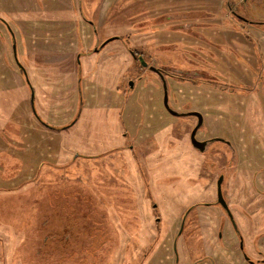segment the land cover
<instances>
[{
	"label": "rangeland",
	"instance_id": "obj_1",
	"mask_svg": "<svg viewBox=\"0 0 264 264\" xmlns=\"http://www.w3.org/2000/svg\"><path fill=\"white\" fill-rule=\"evenodd\" d=\"M25 1L29 8L23 7L22 0H0V135L6 140V150L0 149V264H146L145 258L152 251L153 263H161L164 243L156 251L155 234L153 249L145 254L150 232L143 212L148 208L150 189L157 185L163 188L162 215L172 223L175 214L180 210V217L191 202L212 198L210 182L214 183L217 167L222 164L221 171L226 174L224 194L236 196L233 188L239 181L235 176L229 178L232 173L242 174L243 183L249 187V211L244 213L248 216L246 248L249 253L253 248L260 249L264 256V186L260 182L264 175V0ZM66 2L72 9L65 6ZM6 21L14 29L16 53L13 31ZM49 47L52 52L47 56ZM73 47L80 76V67L83 70L84 101L81 97L77 103L73 95L69 97L68 114L59 113L68 94L64 95L66 89L61 88L58 69L48 74L50 64L39 60L50 62L57 54V61H62ZM135 53L143 62L164 65L180 77H191V71L204 69L196 74L200 76L197 84L170 79L169 104L179 111L197 110L198 103L209 110L206 105L211 101L215 116L212 121V116L207 118L208 126L201 128L198 136L206 132V136L230 141L237 153L236 166L231 167V149L220 139L199 155L188 146L196 118H176L168 112L163 84L135 62ZM209 53L215 60L211 64L201 60ZM20 62L28 67L34 82V104L43 119L41 131L49 122L51 126L62 125L60 133L52 134L50 129L41 132V150L51 152L52 146L58 149L55 157L40 158L31 169L23 168L20 157L25 159L28 153L31 157V152L26 151L21 136L16 138L31 127L27 118H33L30 89L19 85L16 76V64ZM34 64L39 67L35 73ZM205 73L215 74L220 82L232 77L236 83L229 82L231 87L226 91L201 87L199 81L207 76ZM50 82L52 86L57 84L48 89L55 100L45 106L39 87L47 88ZM117 99L125 103L123 116L132 120L126 125L130 136L142 147V155L146 154L140 166L152 162L153 156L158 158L143 168L137 165L133 178L131 167L130 182L124 156L108 152L113 139L108 129H117V118L122 115V109L113 110ZM40 106L47 107L46 113ZM139 119L142 126L137 124ZM168 124L170 129L181 131L186 146L179 148L174 132L167 137V128L161 130ZM123 130L121 126L119 132ZM163 144L168 146V158L161 165L157 164L161 160L158 149ZM103 150L105 155L101 154ZM193 154L198 162L193 163ZM110 202L120 219H126L125 224L135 220L142 227H119V220L109 210ZM232 202L236 206L237 201ZM101 212L106 216L100 219ZM198 212H214L217 221L223 217L214 205H199L191 211ZM83 214L87 216L82 218ZM71 226L74 236L64 244L63 232ZM216 228L197 231L186 225L180 243H190L194 257L200 259L205 256L203 242L216 240ZM171 231L165 235L169 243L176 234V230ZM56 234H60L57 240L53 237ZM234 234L225 228L222 240L233 243ZM218 253L219 264H233L238 257L225 244L220 245Z\"/></svg>",
	"mask_w": 264,
	"mask_h": 264
},
{
	"label": "flooded vegetation",
	"instance_id": "obj_2",
	"mask_svg": "<svg viewBox=\"0 0 264 264\" xmlns=\"http://www.w3.org/2000/svg\"><path fill=\"white\" fill-rule=\"evenodd\" d=\"M67 3V2H66ZM232 2H230L231 4ZM67 8H69L67 6ZM233 8V7H231ZM71 9V8H70ZM234 8L232 10V12H234ZM242 20H244L243 17H240ZM0 19H2L0 17ZM3 20V19H2ZM8 24V27L12 28V31L14 33V29L13 27L10 25L9 21H6ZM251 24H256L259 25L258 22H254V21H249ZM15 35V34H14ZM231 40V39H230ZM90 53V51L88 52ZM84 55V54H83ZM86 55V54H85ZM82 56V55H81ZM79 57V56H78ZM133 57V56H132ZM133 59L135 60V62L138 64H141V66H143L145 68V71H151L152 73H154L158 79L160 80V82L163 84L164 86V82H166V84H169L170 79L172 80H182L185 79L187 81H189L190 83L193 82V84H197V77H200L196 74H199L202 70H194L191 72H194V76L191 77H186V76H182L180 77V75H176L172 70L167 69V67H165L164 65H155L152 62H143L142 58L139 57V55H137V53H135V56L133 57ZM204 62H209L211 64V62L215 61L213 58L212 53L204 54L203 58L201 59ZM20 61V60H19ZM18 61V62H19ZM80 61V59H79ZM142 62V63H141ZM21 63V62H20ZM17 63L16 64V68L18 69L20 75L22 76V78L24 79L23 83L26 85V87H28L30 89V98L32 97V91H34L35 94V87H34V82H32V80L30 79L29 76V69L28 67H26L23 63ZM76 63H77V59H76ZM79 63H78V69H79ZM33 70H36L37 65H33ZM26 71V72H25ZM79 72V71H78ZM207 76H201V81H199L202 86L201 87H209L214 89V88H219L222 91H226L229 90V82L234 84L236 83L235 80L232 77H226L227 82H223V81H218L215 80V78H217V76L214 74L213 76L211 75V73H205ZM140 78H143L142 76ZM179 78V79H177ZM81 80L82 77L80 78ZM223 80V79H220ZM233 80V81H231ZM239 80V79H238ZM131 85L133 86L134 84L131 82ZM36 97V96H35ZM165 102V99H164ZM202 101H200L201 103ZM115 104L117 105L116 107H113V110H120L122 109V115L121 113L119 114V118H117V129H113V130H109L108 129V134L111 135L113 137V139L111 140V150H109L108 152H118L119 154H122L124 156V160L123 162L129 165V172L130 174L128 175L129 178V182L131 179V167H132V178H133V169L136 168L137 165H139L140 168H143L144 166L147 165H151L152 162H154V158L158 159L157 156H153L152 157V162H148L146 161L145 165H142V160L145 158V155H142L141 152V146L140 144H137L136 139L132 136H130L127 127L129 123H132L131 119H126L123 115V111H124V104H120V100L117 99L115 101ZM128 104V103H127ZM126 104V107H127ZM166 104V108L168 110V112L176 117V118H181V117H186V116H193L194 118H196V125L192 128V130H194L197 127V131H196V139L200 142L203 143V148L201 149L198 146H195V144L192 141V134L190 136V139L188 138L191 148L194 150H197L195 153H198L200 151H206L209 146L212 144V142L216 139H220L216 138V135H212L209 134L208 136H206V132L204 133V135L202 136H198V132L201 130V128L208 126L207 124V118H211V121L213 119L214 113L213 111H211V101H208L207 105L209 107V110H207L205 107H201L199 105V103L197 104V110L196 109H189L188 111H179L177 109H172V107L169 104V101ZM205 104V103H204ZM203 108V109H202ZM36 109V108H35ZM37 110V109H36ZM32 111L34 113L33 107H32ZM38 113V111H37ZM39 114V113H38ZM35 114V117L37 118V120L39 121V123L42 124V117L40 116V114ZM122 116L124 118V123H123V119ZM121 117V119H120ZM140 123L142 126V121L139 119L137 124ZM70 124V123H69ZM136 124V125H137ZM211 124V122H210ZM44 125V124H43ZM47 125V124H45ZM127 125V127H126ZM122 126V128L124 129L122 132H119V128ZM167 130L165 132H168L166 134L167 137L171 136V133L174 132V136L178 138V144H179V148H183L185 144V141H181V131H179V129H174L171 128L169 124L162 128L161 130L166 129ZM207 129V128H206ZM205 129V130H206ZM191 130V133H192ZM129 135V136H128ZM220 141L224 142L225 144L228 145V147L231 149V155L230 158H232V166L234 165L236 166L237 164L234 163V160H237V153L235 151V146L229 141L227 142L225 138L220 139ZM102 143H104V140H101ZM234 149V150H233ZM159 152V157H160V162H158L157 164H161L162 165V161H164L165 158H168V146H165L164 144L161 146L160 149H158ZM193 152V151H192ZM102 155H105L106 152H104V150L101 153ZM148 158V157H147ZM192 161L193 163H195L196 161L198 162V158L195 154H193L192 156ZM262 159L264 160V153L262 154ZM120 160V159H119ZM137 162L139 164H137ZM237 162V161H236ZM228 160L225 161L224 164H227ZM264 163V161H263ZM56 164V163H55ZM118 164V173H120L121 171V165L120 162L117 161ZM60 165V166H59ZM59 165H55V166H59L61 167L62 162H59ZM223 165V164H222ZM222 165H220V167H217V171L215 173H218L217 176H215L214 179V183H212V181L210 182V187H211V191L213 192V196L210 200H204V201H199L198 204H196V201H193L189 204V206L181 213L180 217L178 215V211L174 218L172 219V223H168L163 217L162 215V208L161 205H163V188H160V186H155L153 188L150 189V192L148 194V201L149 204L147 205L148 208H146V210H142L141 213L143 212L144 217H146L148 219V225H146L148 232H150V235L148 237V240L145 243V254L147 255L149 251H151L153 249V234H155V237L158 236L157 238V246H156V251L157 249H159L158 247L160 245H163V247L161 248V255H160V260L161 263H153V251L151 252L150 256L148 258H145L146 264H149L150 262H152V264H219L218 260H216L217 258V253H218V248L220 247L221 244H225L227 247H229L231 253L236 252V254L238 255V257L234 260L233 264H264V256H263V252L260 249H255L253 248L252 252L249 253L247 251L246 248V238L248 237V231L246 228V220L248 219V216H246L244 213H246V211L248 210V197H249V187L247 185H245L244 179L242 177V174H237V173H232L230 174L229 178L231 179V176H235L239 183H235L234 184V190L236 193L235 197H230L229 194H224L223 190H222V183L226 180V174L225 171H221ZM260 182H263V186H264V175L261 176L260 178ZM219 187L221 190V195H222V200H220V194H219ZM238 187V188H237ZM129 189L132 190L131 185L128 186ZM156 190V195L153 194V190ZM237 201L236 206H234L232 201ZM126 201V200H124ZM111 208L109 209L113 215L115 216V218H117V220H119V227L121 228H128L130 230H135V229H140L142 227L141 224H139L138 222H136L135 220H132L131 223H126L125 224V220H121L119 217V211H117L115 209V207L113 206V203L110 202ZM199 205H205V206H210L212 207V205L215 206V208H218L221 210V212L223 213V217L217 221L214 212H198V213H191V211L199 206ZM249 211V210H248ZM159 214H161V216H159ZM86 214L82 215V218L86 217ZM106 216L105 212H101L99 215V218H104ZM179 220L177 222V226L175 228L172 229V224L178 219ZM151 218H153L151 220ZM104 221V220H103ZM124 224H123V223ZM263 222V217L261 218V223ZM102 226H104V222H102L101 224ZM189 225L192 227V229L197 230V231H203L205 229H208L210 227H217L216 228V240L215 241H204L203 242V251L205 256L201 257L200 259H197V257H194L193 251H192V246L190 243H183L181 244L180 242V237L183 234V231L185 229V226ZM83 227H88L83 226ZM253 227L252 224H250V228ZM227 228L231 231H233L234 237H235V242L233 243H228V242H224L222 240V235H223V230ZM253 229V228H251ZM171 231V233L176 230V234L175 236L172 238L171 243L168 242V239L165 238V235L167 234V231ZM220 230V231H219ZM219 231V232H218ZM64 244L69 243L70 239L73 238L74 236V227H67L64 232ZM55 240L60 238V234H56L53 236ZM67 240V241H66ZM135 243V242H133ZM207 248V251H205V249ZM219 254V253H218ZM145 255V256H146ZM208 258V259H207ZM151 260V261H150ZM149 262V263H148ZM221 264V262H220Z\"/></svg>",
	"mask_w": 264,
	"mask_h": 264
},
{
	"label": "crops",
	"instance_id": "obj_3",
	"mask_svg": "<svg viewBox=\"0 0 264 264\" xmlns=\"http://www.w3.org/2000/svg\"><path fill=\"white\" fill-rule=\"evenodd\" d=\"M212 1H215V0H212ZM218 1H221V2L223 1V3L227 2V0H218ZM228 2L230 3L231 1H228ZM22 3L24 4L23 7L29 8V6L26 5V4H28L27 1L22 0ZM65 6H68L71 9L73 7L68 2L66 3ZM15 39H16V37H15ZM16 44H17V40H16ZM48 44H49V46L52 45V43H48ZM55 44H61V43L57 42ZM98 47H99V42H98ZM46 49H50V52L48 54H46L48 56L52 52V49L50 47L46 48ZM75 54H74V47H73L72 49L69 48V52L64 55V60H62V61H60V60L57 61L58 60L57 59L58 58L57 54L52 55V57L55 58V59L51 60L50 62L45 61L43 57H42L43 60H39V61H42L43 64L44 63H49L50 64L51 67L48 68V72H47L48 74H50L52 72H56V70L58 69L57 72H58L59 77L61 78V84L63 83L61 88H65L66 89L64 91V95L68 94V96H66V97H64L62 99V105L58 108V112L59 113H67L68 114V112H67L68 111V107L67 106H68V104H70L69 103V101H70L69 97L72 98V96L74 95L75 98L77 99V103L79 101H81V97H83V88H82L83 80L80 79V77H82V79H84L83 70H82V67H80L81 68V76H80V72H78L79 69L77 67L78 65L76 63L77 54L76 55ZM81 55H83V54L81 53ZM40 59H41V56H40ZM81 65H82V60H81ZM35 72H37V71L34 70L33 73H35ZM16 76H17V78L19 80L18 81L19 85L22 84V87H24L25 84L21 83V81H20V78L22 79V76L20 75L19 71L17 72ZM65 85H67V87H65ZM55 86H57V84L54 83V85L52 86L51 82H50V83H48L47 88L42 87V86L39 87L41 89V96L40 97L44 101L45 106H47L48 103H52V100H55V98L52 96V94H50V92H48L49 88H52V87H55ZM35 96H36V91H35ZM35 100H36V97L34 98V101ZM83 101H84V97H83ZM74 102H75V100H74ZM83 103L84 102H82V104ZM30 106H31L30 108L32 110L31 100H30ZM45 106L44 107L40 106V108L46 113L47 107H45ZM51 112H52L51 108H49L48 114H50ZM32 116H33V118H30V119H29V117L27 118L28 121H29V124L31 125V127L28 128L27 130H23L22 134L21 135L19 134L16 137L17 140H19V137L21 136L20 138H23V140H24V145L26 147V151L31 152V157H30V153L27 154V157H25V159L22 156H20L21 159H23V161H24L23 168H30V169L35 167V163L37 161H39L40 158H44L45 159L46 156H49V158H50V156L51 155L53 156V154H54V157H55L56 151L58 149L57 147H53L52 146L51 152H50V150L49 151L41 150V148H40L41 137L44 135L41 132H43V131L47 132V129H50V130H52V134H54V133H58V132L60 133V129H62V125L57 126L56 124H53L54 126H51V124L49 122L48 125H45V124L43 125V126H45L43 128L44 130L41 131L42 124L39 123V121L35 117L33 111H32ZM71 120H73V118ZM7 121L8 120L6 119V122ZM10 135L11 134H9V136ZM7 136H8V133L6 134V137ZM3 140H4L3 137L0 135V149L2 151L6 150V148H5L4 144H3L4 141L6 142V140H4V141ZM15 142H16V140H15ZM6 145H8V144H6ZM26 162H27V164H26Z\"/></svg>",
	"mask_w": 264,
	"mask_h": 264
},
{
	"label": "water",
	"instance_id": "obj_4",
	"mask_svg": "<svg viewBox=\"0 0 264 264\" xmlns=\"http://www.w3.org/2000/svg\"><path fill=\"white\" fill-rule=\"evenodd\" d=\"M12 35H13V39H14V50H15V53H16L17 44H16V39H15V36H14L13 32H12ZM164 90H165V103H167L169 101V98H168V85L166 84V82H164ZM34 98H35V94H34V91H32L31 103H32V107H33L34 113L37 114L36 109H35V104H34V102H35ZM196 131H197V127L192 132V141L195 144V146H198V147H200L202 149L203 146H201V145H203V143L196 139V137H195ZM219 194H220V200L223 201L220 187H219Z\"/></svg>",
	"mask_w": 264,
	"mask_h": 264
}]
</instances>
